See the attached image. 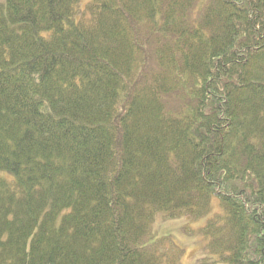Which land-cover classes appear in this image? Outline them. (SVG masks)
<instances>
[{
    "label": "trees",
    "instance_id": "16d2710c",
    "mask_svg": "<svg viewBox=\"0 0 264 264\" xmlns=\"http://www.w3.org/2000/svg\"><path fill=\"white\" fill-rule=\"evenodd\" d=\"M81 1L0 0V264H264V0Z\"/></svg>",
    "mask_w": 264,
    "mask_h": 264
},
{
    "label": "rangeland",
    "instance_id": "374dc122",
    "mask_svg": "<svg viewBox=\"0 0 264 264\" xmlns=\"http://www.w3.org/2000/svg\"><path fill=\"white\" fill-rule=\"evenodd\" d=\"M86 0L79 4L83 9ZM222 213L218 200L212 198V210L200 218L183 215L178 218H164L162 213H157L151 224L148 244L159 239L166 240V246L175 251L177 264H200L203 259L214 261L216 258L210 256L205 249V240L201 230L208 220L215 214ZM166 264V263H165Z\"/></svg>",
    "mask_w": 264,
    "mask_h": 264
}]
</instances>
